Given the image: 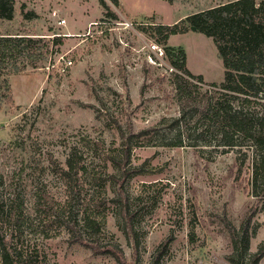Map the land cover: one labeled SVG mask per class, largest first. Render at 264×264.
I'll list each match as a JSON object with an SVG mask.
<instances>
[{
  "label": "rangeland",
  "instance_id": "obj_1",
  "mask_svg": "<svg viewBox=\"0 0 264 264\" xmlns=\"http://www.w3.org/2000/svg\"><path fill=\"white\" fill-rule=\"evenodd\" d=\"M102 1L115 18L105 14L100 0H14L13 19H0V34L40 40L35 44L40 49L26 59L36 68L7 76L8 97L0 87L5 187L19 193L28 210L40 192L54 212L66 195L60 168L71 156L85 170L69 181L75 206L92 198L95 213L105 216L98 234L54 226L52 238H36L45 263L230 264L223 217L238 229L252 207L249 252H255L264 242V199L257 202L251 194L249 161L238 173L234 152L191 147L195 141L188 139L183 147L163 146L173 138L171 123L178 116L174 76L197 82L165 54L151 51V44L163 49L152 26L172 25L233 0H121V10L133 20L121 19L118 6ZM22 4L36 17L24 20ZM52 12L78 31L69 29L73 35H66ZM148 14L157 16L144 18ZM54 39L58 43L52 44ZM166 45L181 48L183 69L202 76L198 98L207 84L223 81L222 61L210 37L188 28L169 36ZM128 131L145 134L130 141L125 161L121 134ZM121 167L134 172L124 176ZM120 183L134 215L131 230L120 214ZM258 264H264V256Z\"/></svg>",
  "mask_w": 264,
  "mask_h": 264
},
{
  "label": "trees",
  "instance_id": "obj_2",
  "mask_svg": "<svg viewBox=\"0 0 264 264\" xmlns=\"http://www.w3.org/2000/svg\"><path fill=\"white\" fill-rule=\"evenodd\" d=\"M110 1L118 5L117 0ZM164 1L170 3L171 0ZM100 4L107 16L115 18L102 0ZM24 9L22 4L24 20L36 17L33 11ZM13 15L14 0H0V19L11 20ZM188 28L212 39L223 66V81L207 84L199 98L198 84L202 83V76H194L183 69L184 52L181 48L166 45L169 36L184 34ZM150 29L160 37L157 42L163 46L169 63L197 82L174 76L178 116L171 123L173 138L163 146L183 147L184 139H188L195 141L189 144L191 147H212L220 154L236 153L238 173L246 160L250 163L252 196L257 202L264 199V1L233 0L186 16L175 24H156ZM38 42L40 40L29 35L0 34V87L6 90L5 96H9L7 76L10 73H20L27 66L36 68L34 62H26V59L33 57V49H40L35 47ZM51 43H58L57 39ZM44 47L47 49L48 44ZM144 134V131H128L126 136L121 134L125 139L126 150L122 151L125 161L129 159L130 141ZM121 168L124 176L134 172H125ZM84 172L71 156L67 158L66 168H60L66 195L62 204L54 206V212L40 192H36L28 210L23 205L22 196L10 192L0 176V264H46V255L35 241L39 237L49 239L56 235V232L50 233L54 226H63L72 234L77 231L98 234L101 231L105 216L95 213L92 198L79 208L75 206L69 181L76 180L77 175ZM117 194L120 214L127 230H131L134 215L129 210L121 183ZM79 195L77 192L76 196ZM254 213L255 207H252L238 229L223 217L232 248L227 256L230 264H258L264 256V242L255 252H249ZM165 247L166 244L162 249Z\"/></svg>",
  "mask_w": 264,
  "mask_h": 264
},
{
  "label": "crops",
  "instance_id": "obj_3",
  "mask_svg": "<svg viewBox=\"0 0 264 264\" xmlns=\"http://www.w3.org/2000/svg\"><path fill=\"white\" fill-rule=\"evenodd\" d=\"M23 2H25V1H23ZM117 2H118V16L121 18V19H123V20H133V19H128V17H126V15H125V13H123V11L121 10V0H117ZM26 3V2H25ZM56 13V12H55ZM56 18L57 19H64L65 20V22H64V25H62V26H64L65 28H66V31H67V33L68 34H66V35H73V33H71L70 31H78V28H72L71 26H68V27H66V25H67V21H66V19L65 18H63L62 16H59V14H57L56 13ZM156 16L157 15H150V14H148V15H145V17L144 18H156ZM95 20L93 19V20H90V21H88L87 23H86V26L87 25H91L93 22H94ZM61 26V27H62ZM69 29H72V30H70L69 31ZM69 31V32H68ZM78 33V32H77ZM75 34V33H74Z\"/></svg>",
  "mask_w": 264,
  "mask_h": 264
},
{
  "label": "built area",
  "instance_id": "obj_4",
  "mask_svg": "<svg viewBox=\"0 0 264 264\" xmlns=\"http://www.w3.org/2000/svg\"><path fill=\"white\" fill-rule=\"evenodd\" d=\"M51 16H52L53 18H56V17H57L55 12H52ZM64 22H65L64 19H57V18H56V20H55V24H56L57 26H62V25H64ZM151 51H153V52H157V53H158V56H162L163 54H165V53H164V50H163V49L161 50V49H160L157 45H155V44H151ZM66 65H70V61H67V62H66ZM64 71H65V68H64V67L60 69V73H61V74H62Z\"/></svg>",
  "mask_w": 264,
  "mask_h": 264
},
{
  "label": "water",
  "instance_id": "obj_5",
  "mask_svg": "<svg viewBox=\"0 0 264 264\" xmlns=\"http://www.w3.org/2000/svg\"><path fill=\"white\" fill-rule=\"evenodd\" d=\"M192 30H194V29L192 28Z\"/></svg>",
  "mask_w": 264,
  "mask_h": 264
}]
</instances>
